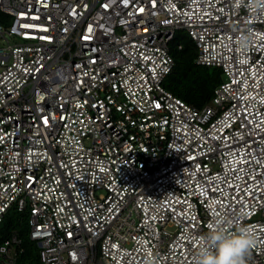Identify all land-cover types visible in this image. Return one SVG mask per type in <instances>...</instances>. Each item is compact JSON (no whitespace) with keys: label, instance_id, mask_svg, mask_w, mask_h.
I'll use <instances>...</instances> for the list:
<instances>
[{"label":"built area","instance_id":"built-area-1","mask_svg":"<svg viewBox=\"0 0 264 264\" xmlns=\"http://www.w3.org/2000/svg\"><path fill=\"white\" fill-rule=\"evenodd\" d=\"M0 13V225L26 212L40 264H193L217 220L253 233L244 264H264V7L0 0ZM178 31L223 78L201 109L163 86ZM22 251L13 232L0 264Z\"/></svg>","mask_w":264,"mask_h":264},{"label":"trees","instance_id":"trees-1","mask_svg":"<svg viewBox=\"0 0 264 264\" xmlns=\"http://www.w3.org/2000/svg\"><path fill=\"white\" fill-rule=\"evenodd\" d=\"M0 24L8 26L9 20L0 13ZM173 42L181 45L180 50L170 48L174 61L172 72L163 82L164 88L174 96L196 108H203L211 102L214 89L221 83L220 70L198 66L194 63L196 49L185 33H176ZM176 44V45H177ZM27 213L10 210L0 225V244L13 232L19 235L22 242V253L16 264H40L36 247L27 237Z\"/></svg>","mask_w":264,"mask_h":264},{"label":"clouds","instance_id":"clouds-1","mask_svg":"<svg viewBox=\"0 0 264 264\" xmlns=\"http://www.w3.org/2000/svg\"><path fill=\"white\" fill-rule=\"evenodd\" d=\"M252 4L264 7V0H252ZM222 223L208 225L210 231L201 239L193 264H244L243 257L255 245L254 234L244 227L229 233Z\"/></svg>","mask_w":264,"mask_h":264},{"label":"rangeland","instance_id":"rangeland-1","mask_svg":"<svg viewBox=\"0 0 264 264\" xmlns=\"http://www.w3.org/2000/svg\"><path fill=\"white\" fill-rule=\"evenodd\" d=\"M178 32L183 33L182 31H178ZM178 32H177V33H178ZM9 41H10V42H16V40H14V39H10ZM1 44H3V43L0 42V45H1ZM176 44H177V42H173V41L171 42L170 48L172 49L173 52H174V50H176V49H175V48H176ZM194 63H195V62H194ZM210 69L212 70L213 68H210ZM222 79H223V78H222V76L220 75V80H222Z\"/></svg>","mask_w":264,"mask_h":264}]
</instances>
